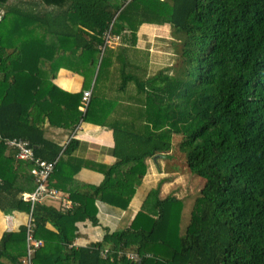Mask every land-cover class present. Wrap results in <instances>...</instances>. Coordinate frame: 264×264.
Masks as SVG:
<instances>
[{
  "label": "trees",
  "instance_id": "1",
  "mask_svg": "<svg viewBox=\"0 0 264 264\" xmlns=\"http://www.w3.org/2000/svg\"><path fill=\"white\" fill-rule=\"evenodd\" d=\"M8 1L0 0V25L4 13L21 19L14 25L18 36L0 32V61L19 49L11 70H0L7 91L0 98V209L31 212L30 233L41 240L32 264H264V0ZM166 23L176 56L152 72V50L140 45L139 30ZM70 48L88 51L91 62L74 55L61 61L57 54ZM45 60L82 74L74 96L40 73ZM96 68L84 121L111 130L113 160L136 157L138 176L154 167L156 215L127 208L122 227L102 225L100 239L77 244L79 223L101 225L96 202L105 191L67 192L71 207L47 199L31 208L19 194L36 185L34 161L18 158L5 140L27 139L37 157L53 161L62 145L28 123L27 106L42 104L40 93L49 91L48 120L70 132ZM78 144L73 137L60 159L95 166L72 156ZM170 166L172 173L160 174ZM184 169L191 174L182 191L178 185L164 191ZM52 173L47 186L63 191L52 184ZM111 195L127 207L125 198ZM197 200L199 228L191 233ZM26 236L25 223L4 232L0 254L20 261ZM47 245L51 251L42 253Z\"/></svg>",
  "mask_w": 264,
  "mask_h": 264
},
{
  "label": "crops",
  "instance_id": "2",
  "mask_svg": "<svg viewBox=\"0 0 264 264\" xmlns=\"http://www.w3.org/2000/svg\"><path fill=\"white\" fill-rule=\"evenodd\" d=\"M101 54V53H100ZM69 50L60 52L57 57L61 61L67 60L69 57ZM25 59H32L29 55L24 56ZM15 59L14 53L6 59L0 61V70L10 71L13 61ZM76 59L85 62L79 56L74 55ZM100 60V56H99ZM98 60V64L99 61ZM98 67V66H97ZM33 70V71H32ZM36 68L28 69V72H35ZM44 77L53 79L54 82L66 92L76 93L80 90L83 76L79 72L69 67H65V63H57L55 67L45 60L44 64L39 69ZM97 68L93 75V79L89 88L93 87L94 79L96 76ZM5 84H0V98L5 97L4 92ZM4 92V93H3ZM49 91L43 90L40 93L42 104L33 102L27 106V121L29 124L41 128L49 136V138L61 143L62 147L56 158L53 160L54 166L52 171L51 182L64 192H75L81 194H88L95 196L102 187V199L97 200L99 220L101 225H93L91 223H79L81 235L75 240L77 244H84L90 240L100 239L104 234L103 226H108L110 229L116 228L122 220H124L125 210L129 208L133 212L144 210L150 214L156 215L154 208V191L157 178L152 165L149 166L143 176H138L133 170L136 157L130 156L123 159L113 160L111 157L113 140L111 130L107 129L96 122L84 121L87 103L81 107V117L68 132L66 126L54 124L47 118V114L43 106L48 104L50 97ZM44 100V101H43ZM58 110V109H57ZM55 111V114H58ZM59 122V121H57ZM18 137V136H15ZM75 137L78 139L79 144L72 152L73 157L84 158L88 157L95 166H83L70 163L60 159L61 152L64 150L70 140ZM67 190V191H66ZM29 191V190H24ZM111 194L118 195L125 198L127 207L124 209L123 200H117ZM27 225V230L31 224V212L26 215L23 211L18 209H0V238L6 231L17 230L21 224ZM79 240H85L83 243ZM27 241V239H26ZM51 245H47L42 253L50 252ZM35 248L28 252L26 251L25 257H30ZM25 257L20 258L23 259ZM0 264H19L8 254H0ZM32 264V262H31Z\"/></svg>",
  "mask_w": 264,
  "mask_h": 264
},
{
  "label": "rangeland",
  "instance_id": "3",
  "mask_svg": "<svg viewBox=\"0 0 264 264\" xmlns=\"http://www.w3.org/2000/svg\"><path fill=\"white\" fill-rule=\"evenodd\" d=\"M16 1L17 0H9L8 3H14ZM3 11H4L3 7L2 8L0 7V12H3ZM4 15L6 17V24L2 23V25H0V32L7 34L9 37L18 36L20 31L19 30L16 31V29L14 28V25L15 24L19 25V20L21 18L14 14L4 13ZM106 41L107 42L109 41L108 33L106 35ZM174 41H175V38L171 32V26L168 23L164 25H160V26H151V25L143 24L140 27V30H139L140 45L149 47L152 50V61L150 65L152 72L155 71V69H157L158 67L170 64L175 59L176 50H175L174 43H173ZM17 46H20L19 42H17ZM69 54L77 55L81 59H83L85 62H88V60L89 62H91V56L89 55V52L83 49L70 48ZM18 55H19V49H16L14 56L17 57ZM161 164H162L161 165L162 168L166 167V165L164 164V161L161 162ZM170 167L172 168H169L168 170L164 169L165 173L163 172L160 174H166V172L172 173L174 171L173 168H176L175 166H170ZM182 172L183 173L179 172L177 174V177L173 178L172 180L166 181L163 185V190L168 191L171 188L175 189V187L173 186L178 185L177 190L179 189V192L182 191L181 188L182 189L184 188L188 180V175L191 174V172L188 171L187 169L182 170ZM197 180H199V177L195 176V178L192 180V184L194 185ZM199 207H200V200H197L193 208L191 219H190L189 232L191 233L196 232L199 228ZM123 223L124 222L118 225L117 228L122 227ZM79 241L80 242L78 243H83L85 240H79ZM56 250H58V248ZM130 255L135 256V253L131 252Z\"/></svg>",
  "mask_w": 264,
  "mask_h": 264
},
{
  "label": "built area",
  "instance_id": "4",
  "mask_svg": "<svg viewBox=\"0 0 264 264\" xmlns=\"http://www.w3.org/2000/svg\"><path fill=\"white\" fill-rule=\"evenodd\" d=\"M91 88L84 89L82 92L83 99L87 103L91 96ZM73 95V93H72ZM5 143L16 149V156L22 159H29L34 161V165L31 167L30 171L36 179V185L31 191H22L19 196L31 202V208L35 202H40L47 199L62 200L68 207L72 206V201L68 198L67 192L62 193L63 191L58 190L54 186H47V180L50 173L53 171L54 163L53 161H46L37 157L34 154L33 146L29 143L27 139L22 137H9L5 140ZM27 248L30 253L31 250L38 247L41 243L40 239H35L30 233V229L27 230ZM108 248L102 250V254L106 255ZM131 254V253H130ZM129 254V255H130ZM131 256V255H130ZM137 258L135 256H131ZM19 264H31L30 257H25L19 261Z\"/></svg>",
  "mask_w": 264,
  "mask_h": 264
},
{
  "label": "water",
  "instance_id": "5",
  "mask_svg": "<svg viewBox=\"0 0 264 264\" xmlns=\"http://www.w3.org/2000/svg\"><path fill=\"white\" fill-rule=\"evenodd\" d=\"M128 1H129V0H127L126 2H128ZM125 4H126V3H125ZM125 4H124V5H125ZM124 5H123V6H124ZM106 43H107V41L105 40L104 45H103V47H102V52H101V54H100V60H101V57H102V54H103V51H104V48H105ZM100 60H99V61H100ZM97 66H98V65H97ZM97 68H98V67H97ZM95 77H96V76H95ZM94 80H95V79H94Z\"/></svg>",
  "mask_w": 264,
  "mask_h": 264
}]
</instances>
